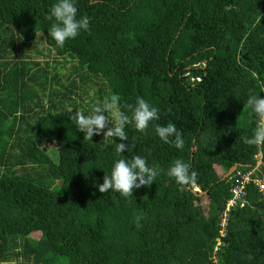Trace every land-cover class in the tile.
<instances>
[{
  "label": "trees",
  "instance_id": "1",
  "mask_svg": "<svg viewBox=\"0 0 264 264\" xmlns=\"http://www.w3.org/2000/svg\"><path fill=\"white\" fill-rule=\"evenodd\" d=\"M56 2L0 0V264H264V145L241 139L259 123L250 93L264 98V0H75L89 29L63 47L48 35ZM73 62L93 90L63 71ZM112 94L128 115L144 98L159 119L127 125V141L84 139L70 112ZM169 122L182 149L155 132ZM134 155L162 169L152 185L101 193L115 161ZM177 159L198 173L183 191L167 175ZM247 173L217 245L231 184Z\"/></svg>",
  "mask_w": 264,
  "mask_h": 264
},
{
  "label": "clouds",
  "instance_id": "2",
  "mask_svg": "<svg viewBox=\"0 0 264 264\" xmlns=\"http://www.w3.org/2000/svg\"><path fill=\"white\" fill-rule=\"evenodd\" d=\"M77 12L75 0H57L52 5L47 19L52 20L54 18L55 22L51 24L48 35L55 40L58 47H63L68 39L75 38L81 30L87 31L89 29L90 18L84 16L77 19ZM252 75L256 77L257 74L253 72ZM261 86L264 88V82ZM120 99L119 95L112 94L105 98L102 103L92 105L89 114L78 109H76L75 114H71V111L70 119L75 122L79 131L85 133L84 139L92 140L94 135L103 133L104 138H119L120 141L129 139V135L125 131L127 125L132 124L137 131L145 132L152 121L159 119L158 108L144 98L138 97L134 107L132 105L127 106L131 109V115L121 110ZM246 103L258 116L259 123L251 138L245 136L241 139L249 145H264V98L250 93ZM109 113L111 117L108 115ZM154 128L158 137L165 143L173 144L178 149L184 147L185 141L182 133L175 124L171 122L166 126L156 124ZM105 129L107 130L104 131ZM133 143L134 138L132 139ZM131 145L117 143L116 151L123 153ZM161 171L162 169L157 165L150 167L146 158L140 155H134L131 159L122 158L115 161L111 175H104L103 183L99 185V191L107 193L109 190H113L124 197H129L133 195L134 189L151 186ZM167 175L175 179L181 191L195 186L198 177V173L195 170H190V165L181 159L173 162L167 170ZM193 192L201 193L198 188L193 189ZM142 219V215L134 217V223L138 228L142 227L140 223ZM219 229L217 239L219 238Z\"/></svg>",
  "mask_w": 264,
  "mask_h": 264
},
{
  "label": "built area",
  "instance_id": "3",
  "mask_svg": "<svg viewBox=\"0 0 264 264\" xmlns=\"http://www.w3.org/2000/svg\"><path fill=\"white\" fill-rule=\"evenodd\" d=\"M250 175L251 173L239 174L238 178L231 184L230 196L227 199L223 212L218 217V226L220 228L218 239H220V241H217V245L222 243L226 238L229 211L234 207L242 208L244 205V187L250 181ZM254 182L260 190H263L264 186L259 179H255Z\"/></svg>",
  "mask_w": 264,
  "mask_h": 264
},
{
  "label": "rangeland",
  "instance_id": "4",
  "mask_svg": "<svg viewBox=\"0 0 264 264\" xmlns=\"http://www.w3.org/2000/svg\"><path fill=\"white\" fill-rule=\"evenodd\" d=\"M35 55V54H34ZM33 56V55H32ZM34 59H36V60H38V61H42V60H44V59H41V58H39L38 56H35V58ZM72 65H75V63L73 62V63H67L65 66H64V68H63V71H65L66 72V74H68V73H70V70H69V68H71V66ZM71 77L70 78H72V77H74L75 78V80H74V85L76 86V87H80V88H92V90H93V85L92 84H90L91 82H95L96 81V79L95 78H93L92 76H87V75H84V74H80V75H74V73L73 72H71L70 74H69ZM90 94V93H89ZM85 96V95H84ZM84 99H86V97L84 98ZM84 109H86V107H84ZM216 172H217V174L220 176L221 175V173H222V171L220 170V169H216ZM207 200H206V196H202L201 197V200H200V204H201V206L204 208V209H206V207H207ZM216 241H220V239H216ZM0 249L2 250V251H5V242L4 241H0ZM214 262L215 263H217L218 264V260L216 259V258H214Z\"/></svg>",
  "mask_w": 264,
  "mask_h": 264
},
{
  "label": "water",
  "instance_id": "5",
  "mask_svg": "<svg viewBox=\"0 0 264 264\" xmlns=\"http://www.w3.org/2000/svg\"><path fill=\"white\" fill-rule=\"evenodd\" d=\"M238 165H234L224 176V179L229 177L237 168Z\"/></svg>",
  "mask_w": 264,
  "mask_h": 264
}]
</instances>
